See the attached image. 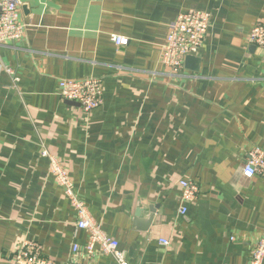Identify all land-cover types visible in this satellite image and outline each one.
I'll list each match as a JSON object with an SVG mask.
<instances>
[{"label":"crops","instance_id":"obj_1","mask_svg":"<svg viewBox=\"0 0 264 264\" xmlns=\"http://www.w3.org/2000/svg\"><path fill=\"white\" fill-rule=\"evenodd\" d=\"M22 1L26 35L0 46V264H15L24 239L55 264H118L87 256L88 231L44 147L129 264H250L264 232V178L243 166L264 148V48L248 35L264 0ZM189 9L211 14L208 36L198 61L170 77L162 45ZM88 77L104 84L89 113L59 91L61 79ZM181 179L200 187L186 215Z\"/></svg>","mask_w":264,"mask_h":264},{"label":"built area","instance_id":"obj_2","mask_svg":"<svg viewBox=\"0 0 264 264\" xmlns=\"http://www.w3.org/2000/svg\"><path fill=\"white\" fill-rule=\"evenodd\" d=\"M22 5V0H0V46L19 41L26 35L29 25L22 18ZM210 24L211 14L207 11L189 9L178 15L171 24L162 45L161 62L167 68V75L181 77L184 74L186 58L199 54L208 36ZM111 36L112 41L118 46H126L130 41L122 35L112 34ZM248 42L256 47L264 48V17L252 27ZM7 72L16 84L19 79L17 72L9 67ZM59 88L62 98L79 103L87 113L97 109L103 103L104 84L99 77L61 79ZM41 154L49 158L51 175L77 213V228L88 231L89 239L85 249L87 256L112 255L118 264H129L127 253L120 247V242L102 228L86 203L80 198L68 169L59 157L50 153L45 147ZM243 174L247 178L255 176L264 178V148L255 146L248 151ZM179 186L182 201L180 213L186 215L187 204L197 201L200 196V187L196 182L188 179H181ZM161 242L165 245L169 244L167 239H161ZM79 250V245L74 244V254H78ZM13 258L15 264H55L52 259L42 254V248L38 243L28 239L20 241ZM250 264H264V232L253 247Z\"/></svg>","mask_w":264,"mask_h":264},{"label":"water","instance_id":"obj_3","mask_svg":"<svg viewBox=\"0 0 264 264\" xmlns=\"http://www.w3.org/2000/svg\"><path fill=\"white\" fill-rule=\"evenodd\" d=\"M190 61H198V58L196 57V56H188L187 58H186V60H185V63L187 64V63H189ZM70 102V104H76V102H73V101H69ZM77 104H79V103H77ZM140 213V210H138V214ZM151 221V220H150ZM150 221L148 222V224H150Z\"/></svg>","mask_w":264,"mask_h":264}]
</instances>
